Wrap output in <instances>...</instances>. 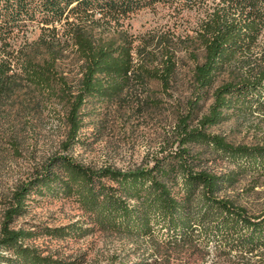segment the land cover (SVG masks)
I'll use <instances>...</instances> for the list:
<instances>
[{
	"label": "trees",
	"instance_id": "trees-1",
	"mask_svg": "<svg viewBox=\"0 0 264 264\" xmlns=\"http://www.w3.org/2000/svg\"><path fill=\"white\" fill-rule=\"evenodd\" d=\"M207 2L211 10L196 35L203 58L193 68V96L159 151L128 168L78 159L88 103L114 101L132 80H156L167 90L175 72L169 45L148 66L134 55L144 49L115 24L156 3ZM32 26L42 30L37 39L13 40ZM262 29L264 0H0V165L24 162L0 198V264H80L44 254L28 241L36 230L15 225L32 196L70 199L86 215L81 223L42 227L51 238L101 230L154 246L200 244L220 257L236 251L264 258V208L251 212L229 193L245 174L264 175V142L236 143L212 130L234 115L264 114V59L218 80L245 64ZM68 47L81 62L74 80L59 67ZM53 116L57 140L39 150V128Z\"/></svg>",
	"mask_w": 264,
	"mask_h": 264
},
{
	"label": "rangeland",
	"instance_id": "rangeland-1",
	"mask_svg": "<svg viewBox=\"0 0 264 264\" xmlns=\"http://www.w3.org/2000/svg\"><path fill=\"white\" fill-rule=\"evenodd\" d=\"M211 6V2L192 7L179 3H156L115 24L117 30L127 35L135 49H144L141 56L134 55L144 58L148 66L156 65L163 47L169 45L174 51L175 72L167 90L156 80H132L114 101L88 103L80 131L87 142L75 147L74 155L78 159L97 166L108 164L128 168L143 165L159 151L177 111L186 107L187 100L193 96V68L196 61L203 58V49L196 40L197 30ZM40 33V28L32 26L16 33L13 40L37 39ZM262 59L264 29L243 60L245 64L229 68L218 80L238 76L247 69V65ZM80 63L72 48L68 47L63 51L59 67L70 80H74L80 75ZM209 102L200 103V113L206 111ZM57 126V117L45 119L39 128L41 138L36 143L37 149L57 140ZM212 130L223 132L236 143H263L264 114L234 115ZM21 166H24L21 159L0 165V198L14 184ZM229 193L249 211H260L264 208V175L245 174ZM28 203L27 213L14 222L17 226L36 230L37 237L28 241L42 249L44 254L78 260L80 264H264V258L257 253L241 256L233 251L220 257L213 249L206 253L200 244L154 246L148 240H135L101 230L76 239L51 238L41 232L42 227L81 223L86 215L76 203L66 198L32 196Z\"/></svg>",
	"mask_w": 264,
	"mask_h": 264
}]
</instances>
